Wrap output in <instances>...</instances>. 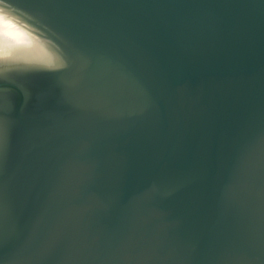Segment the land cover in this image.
<instances>
[{"label":"water","instance_id":"water-1","mask_svg":"<svg viewBox=\"0 0 264 264\" xmlns=\"http://www.w3.org/2000/svg\"><path fill=\"white\" fill-rule=\"evenodd\" d=\"M0 7V264H264V0Z\"/></svg>","mask_w":264,"mask_h":264},{"label":"snow or ice","instance_id":"snow-or-ice-1","mask_svg":"<svg viewBox=\"0 0 264 264\" xmlns=\"http://www.w3.org/2000/svg\"><path fill=\"white\" fill-rule=\"evenodd\" d=\"M0 3H2V0H0ZM7 14L5 13V10L3 9V7H0V18H2L3 16H6ZM3 23L7 26V27H11V20L9 19H4ZM7 27H6V31H7ZM11 34V33H8ZM7 77L5 76L4 73H0V126L3 125V122L5 120V112H4V101H5V97L7 95L8 90L5 88V81H6Z\"/></svg>","mask_w":264,"mask_h":264},{"label":"bare ground","instance_id":"bare-ground-1","mask_svg":"<svg viewBox=\"0 0 264 264\" xmlns=\"http://www.w3.org/2000/svg\"><path fill=\"white\" fill-rule=\"evenodd\" d=\"M4 19H9L11 20V24H12V19L6 15V16H3L2 18H0V47H3L5 46V38H6V25L3 23V20ZM10 27H7V30L9 29Z\"/></svg>","mask_w":264,"mask_h":264}]
</instances>
